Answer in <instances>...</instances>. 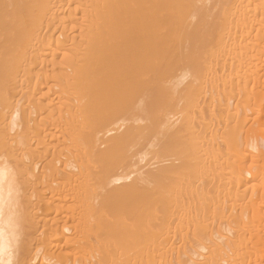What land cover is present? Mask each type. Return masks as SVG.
Returning a JSON list of instances; mask_svg holds the SVG:
<instances>
[{"label": "bare ground", "instance_id": "obj_1", "mask_svg": "<svg viewBox=\"0 0 264 264\" xmlns=\"http://www.w3.org/2000/svg\"><path fill=\"white\" fill-rule=\"evenodd\" d=\"M0 264H264V0H0Z\"/></svg>", "mask_w": 264, "mask_h": 264}]
</instances>
